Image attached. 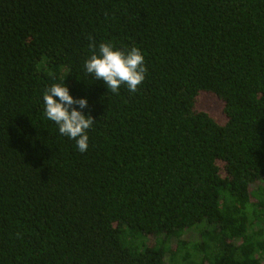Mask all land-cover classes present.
<instances>
[{
    "label": "trees",
    "instance_id": "obj_1",
    "mask_svg": "<svg viewBox=\"0 0 264 264\" xmlns=\"http://www.w3.org/2000/svg\"><path fill=\"white\" fill-rule=\"evenodd\" d=\"M101 42L137 92L85 72ZM64 82L85 153L44 115ZM263 179L264 0H0V264H264Z\"/></svg>",
    "mask_w": 264,
    "mask_h": 264
},
{
    "label": "clouds",
    "instance_id": "obj_2",
    "mask_svg": "<svg viewBox=\"0 0 264 264\" xmlns=\"http://www.w3.org/2000/svg\"><path fill=\"white\" fill-rule=\"evenodd\" d=\"M89 47L96 49L91 37ZM84 70L96 81L102 80L113 94H118L121 85L130 92H137L146 79L148 68L145 55L138 47L122 49L112 42H101L98 51H93L84 62ZM89 107L87 96L75 97L66 83H54L43 94V110L47 120L58 126L62 136L75 141L80 153L89 149V130L96 120L84 109Z\"/></svg>",
    "mask_w": 264,
    "mask_h": 264
},
{
    "label": "rangeland",
    "instance_id": "obj_3",
    "mask_svg": "<svg viewBox=\"0 0 264 264\" xmlns=\"http://www.w3.org/2000/svg\"><path fill=\"white\" fill-rule=\"evenodd\" d=\"M197 108L209 112L215 116L219 121L225 122L226 116L224 115V102L217 97L214 93L209 91H201L197 99ZM224 173V171H223ZM258 184L264 185V179ZM257 187V186H256ZM187 239H198V233L191 230L185 235ZM152 236H149L148 241L152 240Z\"/></svg>",
    "mask_w": 264,
    "mask_h": 264
}]
</instances>
